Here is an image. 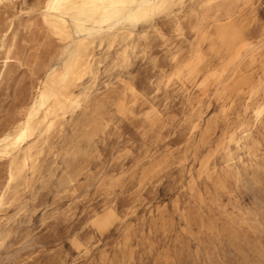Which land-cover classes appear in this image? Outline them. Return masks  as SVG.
<instances>
[{"label":"rangeland","instance_id":"obj_1","mask_svg":"<svg viewBox=\"0 0 264 264\" xmlns=\"http://www.w3.org/2000/svg\"><path fill=\"white\" fill-rule=\"evenodd\" d=\"M40 1L0 0V132L30 102L44 66H65L70 40L41 24ZM229 1L239 7L237 17L224 23L213 15L204 23L208 39L191 69L176 67L173 58L188 59L198 42L190 17L198 0L172 2L116 41L82 35L90 66L74 93L90 106L87 122L100 103V133L85 155L69 160L83 113L62 118L19 199L0 210V264H264V126L255 143L232 146L243 157L238 174L223 151L200 174L226 125L220 116L210 143L202 145L206 121L264 76V0ZM246 43L252 53L230 65L226 81L201 86ZM177 72L183 75L174 77ZM200 106L206 119L194 133ZM75 165L84 169L65 188L61 179ZM4 166L0 160V184Z\"/></svg>","mask_w":264,"mask_h":264},{"label":"bare ground","instance_id":"obj_2","mask_svg":"<svg viewBox=\"0 0 264 264\" xmlns=\"http://www.w3.org/2000/svg\"><path fill=\"white\" fill-rule=\"evenodd\" d=\"M5 1L12 3L14 0ZM175 1L183 4L185 0H42L38 3L35 12L40 17L41 24L52 35L69 39L70 49L63 69L56 70L49 64L44 66L45 76L34 86L30 102L0 132V160L5 165L4 178L0 184V210L19 199L21 188L28 185L30 176L36 173L43 152L50 148V140L60 130L62 118L67 113L74 114L79 110L83 113L74 128L77 135L72 141L74 144L68 155L69 160L77 161L85 155L100 133L103 120L100 103H95L92 119L87 122L90 106L88 109L87 104L83 105L82 99L74 93V87L90 66V45L82 35L84 33L92 36L108 35L114 41L119 40L124 31L154 19ZM196 6L198 11L193 10L190 17L194 19L191 30L198 42L195 41L196 45L192 46L188 59L180 61V53H176L173 58L176 67L191 69L199 65L202 57L201 45L208 39L207 32L202 27L209 18L213 15L219 16L217 22L228 23L233 21L239 12V7L229 0H198ZM180 30V27L177 28V31ZM260 32L264 34V27ZM252 49L253 45L249 43L240 46L222 67L210 71L201 86L206 87L209 82L221 83V80L233 73L230 65L247 57ZM121 58L123 61L128 60L127 49L123 51ZM10 59L12 56L9 49L6 51L5 60ZM182 72L175 73L174 77L179 78L183 75ZM206 113L207 111L201 106L197 108L191 123L192 132L195 133L201 128ZM231 115L236 122L243 120L242 123L236 126L235 123L229 122ZM220 116L226 122L222 138L216 145L210 147L208 155L201 161L200 174L208 171L211 159L220 151L226 154L225 163L230 172L238 174V165H243V157L240 155L236 157L232 146L236 150L247 148L251 143L256 142L258 128L264 126V76L250 90L242 93L236 103L221 110L220 115H215L206 121L202 145L210 143V137L217 129ZM76 137L79 138L78 141ZM83 169L81 165L68 167L60 184L68 188L81 175Z\"/></svg>","mask_w":264,"mask_h":264}]
</instances>
